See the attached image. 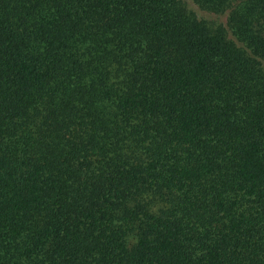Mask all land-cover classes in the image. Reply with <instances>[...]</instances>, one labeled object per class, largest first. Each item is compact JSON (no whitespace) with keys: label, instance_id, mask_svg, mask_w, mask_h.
I'll return each instance as SVG.
<instances>
[{"label":"trees","instance_id":"16d2710c","mask_svg":"<svg viewBox=\"0 0 264 264\" xmlns=\"http://www.w3.org/2000/svg\"><path fill=\"white\" fill-rule=\"evenodd\" d=\"M0 0V264H264V0Z\"/></svg>","mask_w":264,"mask_h":264},{"label":"rangeland","instance_id":"374dc122","mask_svg":"<svg viewBox=\"0 0 264 264\" xmlns=\"http://www.w3.org/2000/svg\"><path fill=\"white\" fill-rule=\"evenodd\" d=\"M186 5L190 8L196 16L208 23L210 28H214L219 24L225 25L227 19V12L225 13H214L205 9H202L192 0H186Z\"/></svg>","mask_w":264,"mask_h":264}]
</instances>
